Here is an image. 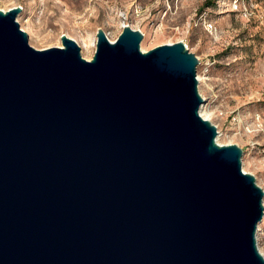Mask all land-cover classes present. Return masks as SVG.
Listing matches in <instances>:
<instances>
[{
  "label": "water",
  "instance_id": "95a60500",
  "mask_svg": "<svg viewBox=\"0 0 264 264\" xmlns=\"http://www.w3.org/2000/svg\"><path fill=\"white\" fill-rule=\"evenodd\" d=\"M0 10V264H264V190L200 114L196 56L129 25L36 49Z\"/></svg>",
  "mask_w": 264,
  "mask_h": 264
},
{
  "label": "rangeland",
  "instance_id": "374dc122",
  "mask_svg": "<svg viewBox=\"0 0 264 264\" xmlns=\"http://www.w3.org/2000/svg\"><path fill=\"white\" fill-rule=\"evenodd\" d=\"M18 6L36 49L60 47L64 34L90 60L97 30L114 41L125 25L143 34L142 51L185 43L220 144L243 150V170L264 190V0H0V10ZM256 241L264 256V215Z\"/></svg>",
  "mask_w": 264,
  "mask_h": 264
},
{
  "label": "bare ground",
  "instance_id": "6f19581e",
  "mask_svg": "<svg viewBox=\"0 0 264 264\" xmlns=\"http://www.w3.org/2000/svg\"><path fill=\"white\" fill-rule=\"evenodd\" d=\"M62 46V45H61ZM60 46V47H61ZM143 48V47H142ZM141 48V49H142ZM144 51V50H143ZM199 78V77H198ZM200 114L204 117V118H206V119H210L211 118V116H210V112L209 111H207L206 109H205V104H202L201 105V108H200ZM217 142L220 144V141H219V138H218V136H217Z\"/></svg>",
  "mask_w": 264,
  "mask_h": 264
}]
</instances>
